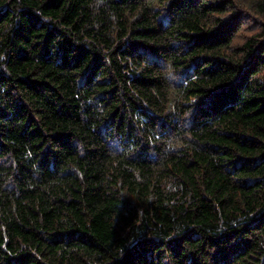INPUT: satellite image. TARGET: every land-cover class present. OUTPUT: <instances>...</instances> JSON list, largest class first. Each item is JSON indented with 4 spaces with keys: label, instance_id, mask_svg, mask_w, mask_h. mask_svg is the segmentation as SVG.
<instances>
[{
    "label": "trees",
    "instance_id": "1",
    "mask_svg": "<svg viewBox=\"0 0 264 264\" xmlns=\"http://www.w3.org/2000/svg\"><path fill=\"white\" fill-rule=\"evenodd\" d=\"M0 264H264V0H0Z\"/></svg>",
    "mask_w": 264,
    "mask_h": 264
},
{
    "label": "clouds",
    "instance_id": "2",
    "mask_svg": "<svg viewBox=\"0 0 264 264\" xmlns=\"http://www.w3.org/2000/svg\"><path fill=\"white\" fill-rule=\"evenodd\" d=\"M192 102L195 103V98H193V101Z\"/></svg>",
    "mask_w": 264,
    "mask_h": 264
}]
</instances>
